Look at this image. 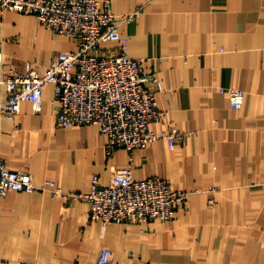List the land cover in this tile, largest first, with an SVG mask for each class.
Masks as SVG:
<instances>
[{
  "label": "crops",
  "instance_id": "obj_1",
  "mask_svg": "<svg viewBox=\"0 0 264 264\" xmlns=\"http://www.w3.org/2000/svg\"><path fill=\"white\" fill-rule=\"evenodd\" d=\"M136 8L120 33L164 87L151 85L165 111L151 127L185 138L108 155L98 125L57 126L48 84L40 111L23 101L14 119L0 116V158L72 194L130 166L137 179L157 175L190 192L185 203L170 221L103 223L83 198L11 190L0 196V264H95L106 247L119 264H264V0H111L118 15ZM75 49L34 14L8 10L0 23V72H23L29 61L41 71ZM222 87L243 90L241 108Z\"/></svg>",
  "mask_w": 264,
  "mask_h": 264
},
{
  "label": "built area",
  "instance_id": "obj_2",
  "mask_svg": "<svg viewBox=\"0 0 264 264\" xmlns=\"http://www.w3.org/2000/svg\"><path fill=\"white\" fill-rule=\"evenodd\" d=\"M8 10L34 14L47 29L72 37L76 49L57 52L41 71L29 61L23 72H0V86L6 89V97L0 99V116L14 119L23 101H31L40 111L43 89L52 84L57 126L98 125L107 137L108 155L118 147L132 151L159 139L175 144L185 138L179 130L156 132L151 127L165 116L151 85L156 84L159 91H164V87L144 68L142 58L127 52L126 38L120 33V26L137 18L141 8L118 15L111 9V0H0V23ZM110 42L115 45L104 46ZM220 90L228 94L231 108H241L243 90ZM11 190L49 191L54 196L83 198L89 203L90 219L103 223L170 221L176 207L184 204L190 193L176 189L157 175L137 179L128 166L114 170L108 184H101L95 175L89 192L72 194L53 180L36 184L28 171L13 169L0 158V196ZM17 264L55 263L17 260ZM95 264L119 263L106 247Z\"/></svg>",
  "mask_w": 264,
  "mask_h": 264
}]
</instances>
